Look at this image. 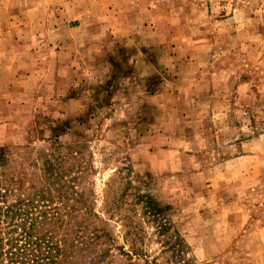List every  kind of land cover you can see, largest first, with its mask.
<instances>
[{"label":"rangeland","instance_id":"rangeland-1","mask_svg":"<svg viewBox=\"0 0 264 264\" xmlns=\"http://www.w3.org/2000/svg\"><path fill=\"white\" fill-rule=\"evenodd\" d=\"M0 195L44 264H264V0H0Z\"/></svg>","mask_w":264,"mask_h":264},{"label":"trees","instance_id":"trees-1","mask_svg":"<svg viewBox=\"0 0 264 264\" xmlns=\"http://www.w3.org/2000/svg\"><path fill=\"white\" fill-rule=\"evenodd\" d=\"M7 192L8 190H6L5 194ZM5 194L2 195V197L5 198ZM23 208L26 220L22 225V233L19 235L20 239L13 236L5 239V237L2 236L3 233L0 231V264H44L45 260L49 261L51 258L53 249H59L58 246L54 248L52 243H47L45 246L47 248V253L45 252L46 250L44 251L42 243L45 239L38 236L35 237L36 232L40 229L41 222L38 221V217L32 213L33 208L30 207L29 204H25L21 201L10 209H17L16 215ZM43 214L45 215V213ZM12 233L13 231L7 232L6 235ZM33 237L35 238L33 239ZM20 241H24V243L20 245Z\"/></svg>","mask_w":264,"mask_h":264}]
</instances>
